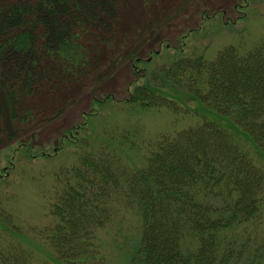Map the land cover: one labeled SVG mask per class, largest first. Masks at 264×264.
I'll use <instances>...</instances> for the list:
<instances>
[{"label": "trees", "instance_id": "16d2710c", "mask_svg": "<svg viewBox=\"0 0 264 264\" xmlns=\"http://www.w3.org/2000/svg\"><path fill=\"white\" fill-rule=\"evenodd\" d=\"M205 1L0 0V146L53 156L26 134L87 107L53 150L67 144L75 160L54 171L51 223L28 227L0 201V264H264V37L212 60L178 50L152 65L174 47L154 24L197 3L195 32L216 15ZM250 2L234 6L236 19ZM124 66L130 88L115 101L105 87ZM111 102L198 122L143 139L145 163L134 167L121 151L139 148V117L87 134Z\"/></svg>", "mask_w": 264, "mask_h": 264}, {"label": "rangeland", "instance_id": "374dc122", "mask_svg": "<svg viewBox=\"0 0 264 264\" xmlns=\"http://www.w3.org/2000/svg\"><path fill=\"white\" fill-rule=\"evenodd\" d=\"M141 1L136 0V3L139 4ZM205 2L208 9L215 11L216 15L201 24L195 32L189 30L196 29L201 22V12L197 9V3H192L186 9L183 8L175 18L172 17L165 22L154 24L155 27H161L157 31V35L162 39L170 40L174 47L170 49L163 47L162 54L151 59L152 65L171 60L180 54L178 50L182 54L190 56L204 54L207 59L212 60L226 46L235 45L250 48L264 37V0H251L248 7L244 9L246 15L240 19H236L238 14L234 11V6L242 0H206ZM202 9L201 7L199 10ZM137 13L139 16L143 15ZM184 35L187 36L184 40L185 43L181 46L179 38ZM134 36L136 37L135 34ZM138 39L139 36L136 40ZM153 47L143 46L142 54L145 56ZM131 79L130 67L124 66L105 89L114 93L115 101L122 100L127 97ZM86 108V105H82L77 111L48 124L42 130L36 133H32L33 130H30L26 134V137L35 134L36 138L33 139L35 147L39 150L44 149L53 156H41L33 159L28 157L23 150L13 153L16 149L15 144H8V147L0 146V175L2 176L0 179V201L8 202L16 216L28 227L42 229L51 223L52 217L49 216L46 201L54 185V171L75 160L72 154L73 148L68 147L67 144L56 154H53V150L57 148L58 139L62 137L67 128L76 125L81 120V113L87 110ZM126 108L128 110L116 102L108 103L100 108L98 115L93 118L86 131L91 140H94L98 138L103 128L108 129L106 126L122 127L123 125L126 127L128 120L134 123L139 117L144 128L138 135L131 137L139 148L128 145V147L124 146L121 151L125 162L134 167L142 166L145 163L143 139L154 138L159 133L174 132L179 128L192 126L198 122L196 116L191 114L176 115L167 109H146L132 112L130 107ZM26 234L30 239L33 238L32 232L28 231ZM42 244L43 242L36 237L35 245L39 246L36 249V254L40 258L47 257L42 253Z\"/></svg>", "mask_w": 264, "mask_h": 264}]
</instances>
